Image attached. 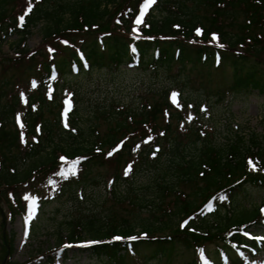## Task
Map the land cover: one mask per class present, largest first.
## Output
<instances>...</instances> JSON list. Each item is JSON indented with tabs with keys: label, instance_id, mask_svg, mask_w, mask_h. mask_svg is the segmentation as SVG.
I'll return each mask as SVG.
<instances>
[{
	"label": "trees",
	"instance_id": "trees-1",
	"mask_svg": "<svg viewBox=\"0 0 264 264\" xmlns=\"http://www.w3.org/2000/svg\"><path fill=\"white\" fill-rule=\"evenodd\" d=\"M12 2L0 0V47L13 35L16 52L25 50L23 42L42 21L41 39H49L55 46L41 54L35 50L22 64L23 59L13 63L15 70L0 80V188H9L6 195L13 204L11 215L14 211L22 212V196L42 197L46 191L60 194L91 177L87 176L91 168L103 162L112 165L111 173L119 178L118 165L129 159L137 141L139 145L151 142L159 146L170 142L166 160L174 174L162 182H152L155 191L147 198L149 208L156 210L167 194L173 195V211L167 213L166 221L161 224L144 221L139 226L115 212L73 217L66 221L65 235L58 233L55 246L62 240L73 243L87 237L90 243L84 250L103 264H126L128 260L131 264H152L159 259L166 262L179 247L190 249L194 255L201 251L215 264L224 261L241 264L243 255H250L246 250L264 246V242L242 234V229L250 225L259 227L261 223L257 204L244 208L239 199L248 196L249 188H264V138L260 134L249 132L244 138L234 133L222 142L209 139L197 142L195 129L184 125V131L176 130L182 132L181 137L188 134V140L182 144L173 134L177 125L172 123L184 111L171 110L166 91L146 108L114 119L116 122L100 137L91 132L93 126L86 125L80 135L83 137L87 131V143L76 142L68 135L63 136L68 138L67 142L57 144L52 135L56 118L53 122L42 118L43 103L47 107L53 105L45 97L46 88L67 75H75L71 69L74 63L76 73L101 67L118 69L133 62L138 67L166 70L174 66L182 86L193 84L186 66L202 65L221 72L228 67L227 81L203 87L205 94H212L216 102L236 94L264 97V0H156L153 8L160 16H146L139 35H130L129 28L142 0H23L22 9L11 16ZM27 6L32 11L25 15ZM22 15L24 21L20 23ZM196 28H200L197 36ZM211 33L216 34L218 45L209 42ZM19 43H23L21 49ZM79 52L86 58V70L78 58ZM214 52L219 55L217 63L212 59ZM185 101L189 102L187 98ZM22 106L26 107L22 114L25 134L34 136V142L25 141L24 134L21 138L15 128L13 112L19 107L22 110ZM163 118L162 127L158 120ZM159 130H163V137L158 136ZM117 134L120 135L116 137ZM119 140L123 141L120 150L105 156V150ZM144 147L138 152L139 158L148 155L149 150ZM46 148V155L35 161ZM74 159L78 161L72 164L75 174H71L68 171L71 167L65 170V166H70ZM23 161L29 162L21 167ZM180 184L188 190L179 189ZM209 199H214L215 206L203 212L211 213V223L209 214H199ZM117 201L123 200L118 196ZM170 214L184 215L187 224L179 228ZM193 215L200 216L196 223ZM204 241L215 243L213 258L201 247ZM9 244L8 256L12 248ZM234 249L243 255L239 256ZM186 264H197L196 258L191 255Z\"/></svg>",
	"mask_w": 264,
	"mask_h": 264
},
{
	"label": "rangeland",
	"instance_id": "rangeland-1",
	"mask_svg": "<svg viewBox=\"0 0 264 264\" xmlns=\"http://www.w3.org/2000/svg\"><path fill=\"white\" fill-rule=\"evenodd\" d=\"M153 6L154 4L149 6L139 24L134 20V23L130 25V35L139 30V26L146 16L149 14L159 15ZM22 7L23 0H13L11 16L19 12ZM141 10L137 14L139 19ZM42 23L43 21L39 22L32 29V33L23 42L25 50H21L20 53L16 52L15 36H10L2 43L0 47V80L2 77H9L15 70L12 67L14 66L13 63H19L23 59L22 64L29 55L35 53V50H37L36 53L41 54L43 50L49 52L52 46H55L49 39H41L39 29ZM195 35L197 36V32ZM209 42L214 45L219 44L218 38H211ZM23 43H19V49L22 48ZM185 70L189 71L192 85L182 86L180 84L181 77L179 78L180 75L174 66L166 70L163 67H137L124 64L118 69L92 68L87 71L88 73L67 75L54 84H50V87L47 88V97L46 95L45 97L46 99L50 98L48 103L53 105L47 107L43 103L42 118L50 122L56 118L57 126L52 135H55L54 140L57 144L67 142L68 138L65 139V137L68 135H71L76 142L87 143L89 141L87 131L84 132L83 137L80 135L81 131L86 130V125L93 126L94 129H90L91 132H96V135L98 134L100 137L107 131L109 125L116 122V119H121V116L124 115L127 117L131 112H138L143 107L146 108L159 97L162 98L166 91L169 100L178 107L183 104L187 110L184 119L179 118L176 122L172 120L175 122L172 125H177L173 134L176 135V139H180L182 144L188 140V134L181 137L182 132L177 133L176 130H178V125L181 126L183 122L195 129L199 138L197 142L204 139L222 142L229 139L234 133L246 138L249 132L260 134L264 138L263 96L254 93L246 96L227 95L222 101L216 102L212 94H205L204 88L215 84V82L227 81L229 68L226 67L221 72L212 67L196 65L191 68L186 66ZM173 93L177 94L175 102L172 98ZM186 98L193 103V106L185 101ZM19 108L13 113L15 128L19 131L20 136L24 134L25 141L33 142L36 138L25 134L22 114L26 111V107L22 106V110ZM33 108L35 106L32 107V110ZM171 110L173 112L179 111L176 108H171ZM163 122H165L163 119L162 121L158 120L162 127ZM38 127L37 125L36 133H38ZM181 130L184 131L183 128ZM119 135L117 134L116 137ZM169 144L170 142H163L160 147L154 144H146L144 149L148 148V155L141 156V158L138 157L139 145L132 148V155L129 156V160L133 156L134 162L132 164L131 161H128L129 163L125 164L122 171L121 167L124 162L120 163L117 169L120 177L117 179L111 173L113 166L103 162L102 165L91 168L87 176H91L92 179L88 177L74 183L71 188L63 189L59 196H52L51 191H47L44 194L43 202L22 196V199H25L22 203V207L25 208L23 216L16 211L12 212L11 215L12 208L10 206L13 204L6 195V189L9 190V188H0V190L3 189L0 192V264H103L101 259L76 247H59L57 249L54 247L58 233H61L62 236L65 235L66 221L73 217L92 214L101 216L107 212H115L117 215L123 216L129 223L139 226L144 221H155L157 224L166 221L168 219L167 213L173 211L171 207L173 195L167 194L163 203L156 210L149 208L147 198L149 199L150 194L155 191L152 188L154 186V184L151 185L152 182H162L168 179L169 175L174 174L167 167L166 159L169 157ZM47 150L48 148L42 150V155L35 157L34 160L36 161L46 155ZM27 162L23 161L20 166L22 167ZM129 167L131 170L127 171ZM169 168L172 170L173 166L169 164ZM179 189L188 190L182 184L179 185ZM118 196L121 197L122 202L117 201ZM243 198L239 197L244 208L252 207L254 203L257 206H263L264 188H249L248 196ZM181 199H185V197H181ZM208 206H215L214 199L206 207L204 206L199 214H202L200 216L209 214L210 217L207 216L208 223H211L212 221H209L211 213L203 212L208 209ZM259 212L260 214L264 213L262 209ZM169 216L172 222L178 224L179 228L187 224V221L183 223L184 225L182 224L186 218L184 215L174 217L170 214ZM200 216L193 215V222L196 223ZM249 229L264 236V225L251 226ZM83 239L88 238L83 237ZM9 243H11L12 248L10 255L7 256L6 251H9ZM201 247H204L208 255L213 258L215 243L204 241ZM51 249L55 250L51 252ZM191 255L194 256L190 249L179 247L177 253L168 261L164 262L163 259H159V262L152 264H186ZM128 262L130 263L128 260L126 264ZM202 262L204 261L202 260ZM242 264H264V251L251 258L247 257Z\"/></svg>",
	"mask_w": 264,
	"mask_h": 264
},
{
	"label": "snow or ice",
	"instance_id": "snow-or-ice-1",
	"mask_svg": "<svg viewBox=\"0 0 264 264\" xmlns=\"http://www.w3.org/2000/svg\"><path fill=\"white\" fill-rule=\"evenodd\" d=\"M156 3V0H147V3L144 5V7L142 8L141 10V13H140V19L137 20V23L139 24L141 22V20L143 19V16L145 15V13L147 12L148 8L150 5L152 4H155ZM32 11V8L29 6L25 12V15H27L28 13H30ZM20 20V23H23L24 21V15L20 16L19 18ZM176 97H177V94L176 93H173V101L175 102L176 101ZM251 163V162H250ZM131 168L129 167V169L127 171H130ZM71 174H75V167L73 166L71 169L68 170ZM127 174V172H126Z\"/></svg>",
	"mask_w": 264,
	"mask_h": 264
}]
</instances>
